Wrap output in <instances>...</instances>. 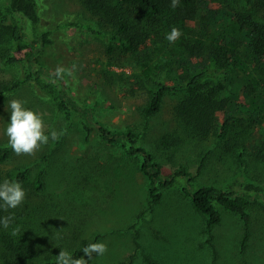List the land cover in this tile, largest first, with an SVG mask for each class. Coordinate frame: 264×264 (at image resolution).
<instances>
[{"label":"rangeland","instance_id":"obj_1","mask_svg":"<svg viewBox=\"0 0 264 264\" xmlns=\"http://www.w3.org/2000/svg\"><path fill=\"white\" fill-rule=\"evenodd\" d=\"M202 1L199 0L201 15L205 8ZM36 4V22L20 21L26 30V40L17 55L39 48L40 66L46 69V78L41 84L33 82L0 107V144H8V104L13 99L41 116L46 135L52 130L62 135L56 141L49 138L48 143L41 145L33 155L18 156L13 152L2 169L7 173L28 166L34 168L44 154H51L49 156L58 161V166L64 164V167L62 171L55 170V176L51 175L49 186L50 194H54L60 205L52 206L44 198L30 196L31 206L27 207L25 216L29 231L41 233L40 242H44L46 232V239L53 241L56 238L57 245L65 242L64 236H73L71 246L75 247L83 239L101 235L99 242L107 245V251L103 256L93 254L88 264H119L131 255L135 256L134 264H146L134 242L136 231L132 228L137 225L144 252L151 254L159 264H211L213 255L206 243L205 219L195 212L183 190L188 182L179 179L170 189L164 190L163 202L153 213L138 219L148 208L150 191L149 180L140 170L141 157L127 155L126 148L121 145L104 143L94 130L90 142H85L82 118L70 107V113L59 107V83L49 73L55 72L57 67L72 72L71 76L67 71L63 74L65 89L80 105L96 107L97 122L111 130L132 129L143 133L136 140L138 146L146 147L156 156L166 177L185 167L195 177L191 183L194 187L214 185L222 190L240 192L247 190V185H253L262 191L259 200L264 204V168H256L254 162L255 145L264 140V72L242 58L241 65L231 66L218 75V81H223L229 92L238 93L242 103L248 107L255 103L257 110L262 111L263 121L257 126L251 125L249 120L237 122L238 131L245 132L251 144L240 158L239 153L229 151L225 143L219 146L213 139L200 145L183 140L175 115L177 93L167 95L162 111L152 119L145 120L139 110L142 105L136 87L139 77L157 76L172 83L179 75L178 61L185 57L187 45L201 40L202 30L198 23L172 25L182 33L175 43H169L165 38L170 29L162 35L161 41L150 43L145 51L127 56L118 51L110 55L106 49L107 40L87 29L92 18L82 0H36ZM8 5L9 0H0V6ZM263 18L262 13H252L248 23ZM226 27L233 32L237 28L226 19L220 20L217 28ZM45 33L48 36L40 41ZM29 72L27 63H23L19 68L1 70L0 78L12 79ZM249 82L257 88L253 94L257 96L255 99L240 95L239 89ZM165 137L172 142L168 146L164 145ZM55 146L58 148L52 152ZM208 152L211 155L207 166L199 174L202 159ZM27 193L31 194L29 189ZM34 200L47 202L50 206L46 207L45 217L38 216L30 221L29 218L35 217ZM262 204H258V211H253L252 236L246 250L243 246L244 223L238 215L221 209L223 221L214 231L218 264H264ZM21 234L18 232L16 237L22 238ZM36 247L46 251L48 248L41 244ZM43 255L45 257V253ZM37 264H41V259H37Z\"/></svg>","mask_w":264,"mask_h":264},{"label":"trees","instance_id":"obj_2","mask_svg":"<svg viewBox=\"0 0 264 264\" xmlns=\"http://www.w3.org/2000/svg\"><path fill=\"white\" fill-rule=\"evenodd\" d=\"M202 2L205 7L202 15L199 14V0H179L175 8L171 7V0H82V5L92 18V24L86 25L87 29L107 40L106 49L110 55L118 51L122 56L137 54L149 48L150 43L161 41L162 35L166 34L172 25L198 23L202 30L201 40L187 45L185 57L178 61L179 75L172 83L167 79H158L157 76L139 77L136 83L142 98L139 110L145 120L152 119L162 111L167 95L177 93L179 100L175 106V115L182 129L183 140L200 145L213 139L219 146L225 143L229 151L239 153L242 158L251 148V144L245 132L238 131L237 122L249 120L251 125L257 126L263 121L262 111L257 110L255 103L252 107L242 103L238 93L229 92L223 81H218V75L229 70L231 66L241 65L242 58L264 72V18L253 24L248 23V16L252 13L259 12L264 16V0ZM36 7V0H9L7 7L0 6V71L19 68L23 63H27L30 69L25 76L0 78V107L33 82L41 84L43 78H46V69L40 66L39 48L17 55L20 45L26 40V30L20 21L27 19L36 22ZM224 19L237 26L235 32L228 27L222 30L217 28L220 20ZM46 36L48 34H43L40 41H44ZM49 74L59 83V107L68 110V113L70 107L82 118L86 133L85 142H90L94 130L104 143L121 145L126 148L127 155L141 157L140 170L149 180L150 191L148 208L138 219L153 213L163 202L164 190L170 189L179 179H185L188 185L184 187V193L190 199L195 212L205 219L206 243L211 247L213 255L211 264H218L219 260L214 231L223 221L221 209L240 217L244 223V250L248 248L252 236L253 211H258V204L263 203L259 200L261 190L253 185H247L248 189L240 192L222 190L214 185L194 187L191 183L195 177L185 167L166 177L164 167L156 156L146 147L138 146L136 140L143 133L139 134L132 129L111 130L97 122L96 107L80 105L66 91L62 79L57 78L55 72ZM239 91L246 99L257 97L253 95L257 88L250 82L244 84ZM169 143L172 142L165 137L164 145L168 146ZM56 148L58 147L55 146L51 151H56ZM254 151L255 167L264 168V140L255 145ZM13 152L8 144H0V183L4 180L19 182L26 196L24 202L16 209L5 211L0 207V219L9 215L14 217L7 229L0 224V264H37V259H41V264H56V255L60 250L68 251L74 258L84 257L83 248L90 242H99L101 235L83 239L78 247H73V236H64L65 242L57 245L56 238L53 241L46 239L45 232L44 242H40L41 233H31L29 223L25 220L27 207L31 206L28 202L32 199L30 196L44 198L52 206L60 205L54 194H50L49 186L51 175L55 176V170L62 171L64 164L58 166V161L55 162L49 156L51 154H44L41 162L34 168L28 166L5 173L2 166L12 157ZM210 155L211 152L204 155L199 174L207 166ZM28 189L31 194L27 193ZM2 203L0 201V204ZM49 204L34 200L35 217L29 220L34 221L38 216L45 217ZM261 206L264 207V204ZM17 227L20 234L23 232L20 239L12 235L13 229ZM132 229L136 231L134 242L137 251L143 253L146 264H159L151 254L144 252L137 225ZM37 244L43 247L47 245V251L37 250ZM134 259L135 256L131 255L128 260L119 264H134Z\"/></svg>","mask_w":264,"mask_h":264},{"label":"clouds","instance_id":"obj_3","mask_svg":"<svg viewBox=\"0 0 264 264\" xmlns=\"http://www.w3.org/2000/svg\"><path fill=\"white\" fill-rule=\"evenodd\" d=\"M179 4V0H171V7L175 8ZM182 33L177 27H172L166 35L169 43H175ZM75 67V65H73ZM67 71L69 76L72 75L70 70L57 67L55 76L63 78V74ZM10 122L8 123L6 134L8 136V144L16 155H33L41 145H46L51 138L53 141L59 139V135L55 130L50 135L45 134L44 122L41 116L32 110L26 109L19 100L9 101ZM25 190L19 182L4 180L0 183V207L5 211L8 209H16L25 200ZM13 216L9 215L0 219V224L7 229L13 220ZM19 232V227L13 229L12 235ZM107 251V245L101 242H90L82 250L84 257L74 258L68 251L60 250L56 255V264H88L93 259V254L103 256Z\"/></svg>","mask_w":264,"mask_h":264}]
</instances>
